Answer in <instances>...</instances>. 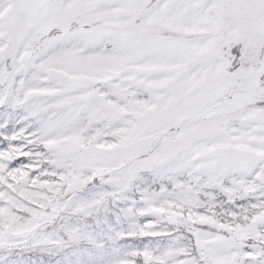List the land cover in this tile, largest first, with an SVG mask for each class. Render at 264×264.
<instances>
[{"label":"snow or ice","instance_id":"1","mask_svg":"<svg viewBox=\"0 0 264 264\" xmlns=\"http://www.w3.org/2000/svg\"><path fill=\"white\" fill-rule=\"evenodd\" d=\"M0 264H264V0H0Z\"/></svg>","mask_w":264,"mask_h":264}]
</instances>
